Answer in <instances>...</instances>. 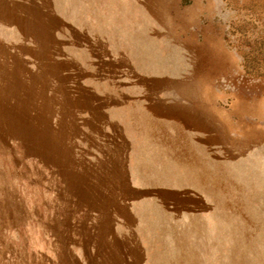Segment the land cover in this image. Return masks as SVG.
Wrapping results in <instances>:
<instances>
[{"label":"rangeland","instance_id":"374dc122","mask_svg":"<svg viewBox=\"0 0 264 264\" xmlns=\"http://www.w3.org/2000/svg\"><path fill=\"white\" fill-rule=\"evenodd\" d=\"M154 1L0 0V264H264V0Z\"/></svg>","mask_w":264,"mask_h":264},{"label":"bare ground","instance_id":"6f19581e","mask_svg":"<svg viewBox=\"0 0 264 264\" xmlns=\"http://www.w3.org/2000/svg\"><path fill=\"white\" fill-rule=\"evenodd\" d=\"M155 1H156V0H155ZM155 1H154V2H155ZM158 3H159V2H158ZM155 4H156V3H155ZM156 7H157V6H156ZM157 8H158V7H157ZM164 9H165V8H164ZM164 13H165V12H164ZM166 14H167V13H166ZM164 16H165V15H164ZM163 18H164V17H163ZM123 34H124V33H123ZM140 37H141V36H140ZM137 38H138V37H137ZM141 38H142V37H141ZM141 38H140V39H141ZM143 39H144V37H143ZM141 40H142V39H141ZM138 46H139V44H138ZM139 49H140V51H141V48H140V47H139ZM140 53H141V52H140ZM139 55H140V54H139ZM187 61H188V60H187ZM144 62H145V61H144ZM164 210H165V209H164ZM251 220H252V219H251ZM234 228H235V227H234ZM235 234H236V233H235ZM186 247H187V246H186ZM187 253H188V252H187ZM190 254H191V253H190ZM213 256H214V255H213Z\"/></svg>","mask_w":264,"mask_h":264}]
</instances>
